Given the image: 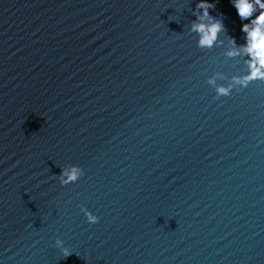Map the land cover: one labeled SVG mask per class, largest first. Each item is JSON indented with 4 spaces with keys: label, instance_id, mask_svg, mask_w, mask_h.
<instances>
[{
    "label": "water",
    "instance_id": "95a60500",
    "mask_svg": "<svg viewBox=\"0 0 264 264\" xmlns=\"http://www.w3.org/2000/svg\"><path fill=\"white\" fill-rule=\"evenodd\" d=\"M207 2L211 49L200 0H0V264H264V81L215 98L250 21Z\"/></svg>",
    "mask_w": 264,
    "mask_h": 264
},
{
    "label": "clouds",
    "instance_id": "9594fccd",
    "mask_svg": "<svg viewBox=\"0 0 264 264\" xmlns=\"http://www.w3.org/2000/svg\"><path fill=\"white\" fill-rule=\"evenodd\" d=\"M233 6L237 10V15L241 21H250L243 23L241 31L245 33L246 43L237 45L234 38H229L230 48L226 52L229 58L247 57L244 60L245 73L234 75L227 78L223 73L216 72L208 78L207 83L211 85L216 93V99L230 96L233 90L246 88L251 82L264 81V0H233ZM197 11L193 14L197 17L192 22L190 31L198 35V47L201 49H211L216 46H222L224 41L220 39V34L225 32L222 20L212 17L209 9L215 5L208 3L207 0H200L197 4ZM203 10L202 14L199 10ZM218 80H228V83L218 84ZM84 170L77 165H67L62 169L59 175V181L62 186L77 182L83 175ZM84 212L87 222L97 223L99 217L92 214L85 208ZM56 246L62 249L65 256L71 253L64 247V242L59 238L56 240Z\"/></svg>",
    "mask_w": 264,
    "mask_h": 264
}]
</instances>
